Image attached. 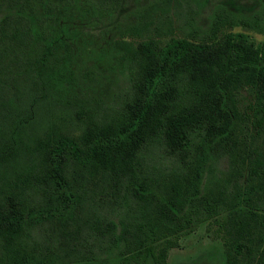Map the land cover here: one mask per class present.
Segmentation results:
<instances>
[{"label": "trees", "instance_id": "1", "mask_svg": "<svg viewBox=\"0 0 264 264\" xmlns=\"http://www.w3.org/2000/svg\"><path fill=\"white\" fill-rule=\"evenodd\" d=\"M201 2L0 0V264H165L201 221L264 264V40L233 29L264 0ZM73 14L108 33L105 95Z\"/></svg>", "mask_w": 264, "mask_h": 264}, {"label": "rangeland", "instance_id": "2", "mask_svg": "<svg viewBox=\"0 0 264 264\" xmlns=\"http://www.w3.org/2000/svg\"><path fill=\"white\" fill-rule=\"evenodd\" d=\"M217 2L233 9L239 6L250 7L254 0H202L199 10L195 13L197 23H207L210 12ZM63 21L64 32L70 34L72 38L76 64L81 69L90 68L96 72L99 79L94 89L97 93L105 95L115 78L108 70L110 63L108 33L102 34L101 30L93 28L92 22L83 15H69ZM233 29L243 31L247 41L257 43L264 40V32H258L256 29L241 26H234ZM109 34L112 35L111 32ZM87 61L92 65H87ZM122 82L121 76L114 79L115 85L121 86ZM205 226L206 221H201L191 230L181 234L178 245L169 249L165 264H222L220 242L210 236Z\"/></svg>", "mask_w": 264, "mask_h": 264}]
</instances>
